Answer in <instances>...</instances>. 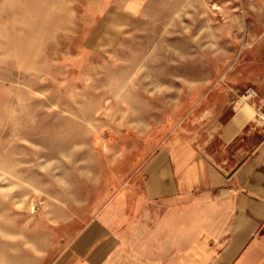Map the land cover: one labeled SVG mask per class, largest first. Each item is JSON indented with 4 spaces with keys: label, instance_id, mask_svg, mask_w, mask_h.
Wrapping results in <instances>:
<instances>
[{
    "label": "rangeland",
    "instance_id": "374dc122",
    "mask_svg": "<svg viewBox=\"0 0 264 264\" xmlns=\"http://www.w3.org/2000/svg\"><path fill=\"white\" fill-rule=\"evenodd\" d=\"M261 39L264 0H0V264H59L105 144Z\"/></svg>",
    "mask_w": 264,
    "mask_h": 264
},
{
    "label": "crops",
    "instance_id": "0c3cea01",
    "mask_svg": "<svg viewBox=\"0 0 264 264\" xmlns=\"http://www.w3.org/2000/svg\"><path fill=\"white\" fill-rule=\"evenodd\" d=\"M173 97L170 127L142 121L105 144L59 264H264V39Z\"/></svg>",
    "mask_w": 264,
    "mask_h": 264
},
{
    "label": "built area",
    "instance_id": "2783aa9c",
    "mask_svg": "<svg viewBox=\"0 0 264 264\" xmlns=\"http://www.w3.org/2000/svg\"><path fill=\"white\" fill-rule=\"evenodd\" d=\"M257 120L264 131V109H262V112L259 110V113L257 114Z\"/></svg>",
    "mask_w": 264,
    "mask_h": 264
}]
</instances>
